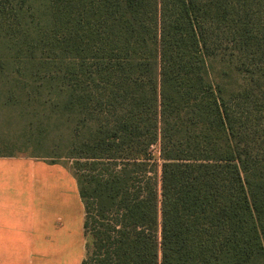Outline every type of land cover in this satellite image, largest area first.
<instances>
[{
    "label": "trees",
    "instance_id": "trees-1",
    "mask_svg": "<svg viewBox=\"0 0 264 264\" xmlns=\"http://www.w3.org/2000/svg\"><path fill=\"white\" fill-rule=\"evenodd\" d=\"M0 147L71 162L81 264H264V0H0Z\"/></svg>",
    "mask_w": 264,
    "mask_h": 264
},
{
    "label": "crops",
    "instance_id": "crops-1",
    "mask_svg": "<svg viewBox=\"0 0 264 264\" xmlns=\"http://www.w3.org/2000/svg\"><path fill=\"white\" fill-rule=\"evenodd\" d=\"M83 219L65 163L0 154V264H81Z\"/></svg>",
    "mask_w": 264,
    "mask_h": 264
},
{
    "label": "rangeland",
    "instance_id": "rangeland-1",
    "mask_svg": "<svg viewBox=\"0 0 264 264\" xmlns=\"http://www.w3.org/2000/svg\"><path fill=\"white\" fill-rule=\"evenodd\" d=\"M1 148V147H0ZM8 149H10V148H8ZM63 163H65V165H67V166H70V164H71V162H69V161H65V162H63Z\"/></svg>",
    "mask_w": 264,
    "mask_h": 264
}]
</instances>
